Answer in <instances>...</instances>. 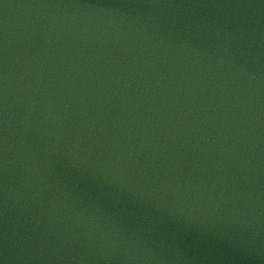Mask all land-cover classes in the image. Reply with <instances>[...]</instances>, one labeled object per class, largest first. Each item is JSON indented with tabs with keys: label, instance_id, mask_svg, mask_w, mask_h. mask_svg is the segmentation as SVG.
Wrapping results in <instances>:
<instances>
[{
	"label": "water",
	"instance_id": "obj_1",
	"mask_svg": "<svg viewBox=\"0 0 264 264\" xmlns=\"http://www.w3.org/2000/svg\"><path fill=\"white\" fill-rule=\"evenodd\" d=\"M0 264H264V0H0Z\"/></svg>",
	"mask_w": 264,
	"mask_h": 264
}]
</instances>
